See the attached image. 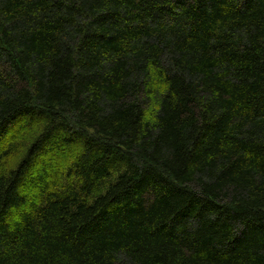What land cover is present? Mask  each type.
Listing matches in <instances>:
<instances>
[{
    "label": "trees",
    "instance_id": "trees-1",
    "mask_svg": "<svg viewBox=\"0 0 264 264\" xmlns=\"http://www.w3.org/2000/svg\"><path fill=\"white\" fill-rule=\"evenodd\" d=\"M0 264H264V0H0Z\"/></svg>",
    "mask_w": 264,
    "mask_h": 264
}]
</instances>
